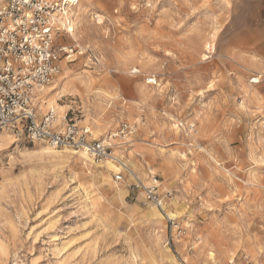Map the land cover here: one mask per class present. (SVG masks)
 Masks as SVG:
<instances>
[{"label":"rangeland","instance_id":"374dc122","mask_svg":"<svg viewBox=\"0 0 264 264\" xmlns=\"http://www.w3.org/2000/svg\"><path fill=\"white\" fill-rule=\"evenodd\" d=\"M71 21L39 113L66 88L57 118L131 173L11 137L0 264H264V0H80Z\"/></svg>","mask_w":264,"mask_h":264},{"label":"built area","instance_id":"2783aa9c","mask_svg":"<svg viewBox=\"0 0 264 264\" xmlns=\"http://www.w3.org/2000/svg\"><path fill=\"white\" fill-rule=\"evenodd\" d=\"M79 1L0 0V136L82 150L101 162L111 156L110 146L91 139L88 126L66 116L59 120L51 109L40 114L38 106L42 91L60 73L61 54H72L71 49L57 48L55 38L72 32L71 16ZM130 131L131 126L122 124L121 132ZM143 190L145 200L164 212L155 189Z\"/></svg>","mask_w":264,"mask_h":264},{"label":"bare ground","instance_id":"6f19581e","mask_svg":"<svg viewBox=\"0 0 264 264\" xmlns=\"http://www.w3.org/2000/svg\"><path fill=\"white\" fill-rule=\"evenodd\" d=\"M76 25V24H75ZM74 26V25H73ZM71 31H73V29H71ZM75 39V38H74ZM79 54V53H78ZM204 58H205V56H203ZM152 81H154L153 79H152ZM254 82H257V80L256 79H254ZM52 90H54V88L52 89ZM64 90H66V88H62V89H60V91H58L57 93H55V94H52V95H50V97H49V99H48V101H49V105H50V108L51 109H53V110H58L59 112L62 110L61 108V106L60 105H58L57 103H56V97H58V95L59 94H61V93H63L64 92ZM246 93L247 94H249L250 96H252V97H255V94L253 93V92H250V91H246ZM60 118H63V116H60ZM11 137H13V136H0V148H4V146H6L7 144H9L12 140H11ZM13 142V141H12ZM105 143V142H104ZM13 144V143H12ZM41 151H43L45 154H47V155H51V156H53V155H55V154H57V153H70L71 155H73V156H76L79 160H84L85 162H87V161H92V159L84 152V151H77V152H74V151H70L68 148H62V151L60 150H58V151H56V148H54V147H44ZM93 162V161H92ZM106 162H109L110 163V165L111 166H116V164H120L122 167H125V168H127L125 165H124V163H122L118 158H116V157H114V156H110L108 159H107V161ZM127 171L128 172H130V170L127 168ZM131 173V172H130ZM170 207V206H169ZM165 212H166V210H164ZM155 212V214H154V216L156 215L157 217L158 216H161L160 215V213L157 211V210H155L154 211ZM153 212V213H154ZM167 215L171 218V217H174V215L175 214H173V213H171V212H168V210H167ZM155 216V217H156Z\"/></svg>","mask_w":264,"mask_h":264}]
</instances>
